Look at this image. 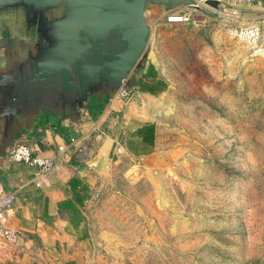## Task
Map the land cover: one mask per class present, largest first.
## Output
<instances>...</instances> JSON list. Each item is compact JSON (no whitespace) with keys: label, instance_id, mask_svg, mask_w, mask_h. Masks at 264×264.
Masks as SVG:
<instances>
[{"label":"rangeland","instance_id":"1","mask_svg":"<svg viewBox=\"0 0 264 264\" xmlns=\"http://www.w3.org/2000/svg\"><path fill=\"white\" fill-rule=\"evenodd\" d=\"M169 7L145 8L148 43L128 95L113 99L117 87L103 86L109 98L96 115L118 100L120 109L109 110L119 121L115 146L126 136L130 152L110 155L84 203V264H264V57L248 56L228 32L257 8L204 2L192 22L178 24L161 17ZM148 64L166 81L154 94L134 84ZM128 108L156 122L147 155L121 131ZM108 121L98 125L105 136Z\"/></svg>","mask_w":264,"mask_h":264},{"label":"crops","instance_id":"2","mask_svg":"<svg viewBox=\"0 0 264 264\" xmlns=\"http://www.w3.org/2000/svg\"><path fill=\"white\" fill-rule=\"evenodd\" d=\"M252 4L257 9L248 17H258L264 31V1L261 5ZM1 29L2 26L0 36ZM2 44L0 39V48ZM6 61L0 49V69H5ZM47 107L46 112L41 109L34 114L23 112L10 123L5 134L0 128V189L14 194L5 222L23 232L29 247L28 251L13 256L7 246L0 244V264H84L88 258L90 228L83 206L90 198L93 182L99 177L103 179L108 171L106 166L114 154L116 141L113 133L119 122L109 115V110H119L120 104L118 100L112 101L96 120H92L86 107L70 112L62 106ZM105 120H109L111 136H105L98 128ZM123 122L126 126L121 131H127L143 144L145 155L151 153L156 122L130 108L123 113ZM99 136L103 138L99 140ZM15 139L25 141L31 153L40 156H54L56 146L65 144L68 155L57 169L39 175L34 167L9 160L3 154L5 146ZM123 144L130 152L126 136Z\"/></svg>","mask_w":264,"mask_h":264},{"label":"water","instance_id":"3","mask_svg":"<svg viewBox=\"0 0 264 264\" xmlns=\"http://www.w3.org/2000/svg\"><path fill=\"white\" fill-rule=\"evenodd\" d=\"M204 1L218 8L224 0ZM150 3L176 7L195 0H0V9L25 4L38 11L42 36L34 53L13 63L16 69H0L2 134L23 112L34 114L48 104L75 111L101 86L130 84L148 43L144 11ZM58 7L54 17L44 14Z\"/></svg>","mask_w":264,"mask_h":264},{"label":"built area","instance_id":"4","mask_svg":"<svg viewBox=\"0 0 264 264\" xmlns=\"http://www.w3.org/2000/svg\"><path fill=\"white\" fill-rule=\"evenodd\" d=\"M263 1L264 0H224L219 6L224 7L225 4L232 6L233 4H238L240 2H250L261 5ZM204 2V0H195V3L187 4L185 6L169 7L162 11L160 15L167 23L187 24V22L193 21V13L197 15L196 12L199 11ZM228 32L233 37L244 42L246 46L245 53L248 56L264 57L263 22H261L258 17H251L245 22L232 24L228 28ZM127 95L128 89L125 84H122L116 88L113 99H121ZM70 142L73 143V139H70ZM122 148L123 146L121 144L114 146V154L120 153ZM67 151L68 147L65 144H58L54 156H40L32 154L25 141L15 139L5 146L3 154L9 160L22 162L28 164L30 167H34L39 175H42L51 170L57 169L61 161L64 158H67ZM13 197V193L3 192L0 189V244L5 247L7 246L11 255L15 256L28 251L29 247L26 244V238L24 237L23 232L8 226L5 222L6 210Z\"/></svg>","mask_w":264,"mask_h":264},{"label":"flooded vegetation","instance_id":"5","mask_svg":"<svg viewBox=\"0 0 264 264\" xmlns=\"http://www.w3.org/2000/svg\"><path fill=\"white\" fill-rule=\"evenodd\" d=\"M60 11V9H48L44 11V14L50 19ZM0 20L3 23L0 36L3 42L0 48L3 56L14 58L16 63L24 62L27 59V51L34 53L38 48V39L42 37L36 31L39 20L38 11L25 4L8 6L0 9ZM16 63L14 69L17 68ZM107 90L102 86L97 95L101 96L102 92L106 94Z\"/></svg>","mask_w":264,"mask_h":264},{"label":"trees","instance_id":"6","mask_svg":"<svg viewBox=\"0 0 264 264\" xmlns=\"http://www.w3.org/2000/svg\"><path fill=\"white\" fill-rule=\"evenodd\" d=\"M140 77L134 81V84L137 85L136 88L140 90V92H146L149 94L157 93L161 90L165 85L166 81L159 76L156 75V70L153 64H148L145 67V71ZM109 98V94H102L98 96L97 94H93L88 97L85 107L88 109L89 113L93 116H97L96 114L99 112L102 105ZM41 111H48V107H43ZM47 121L49 119H46Z\"/></svg>","mask_w":264,"mask_h":264}]
</instances>
